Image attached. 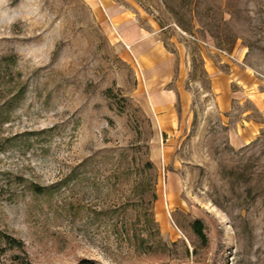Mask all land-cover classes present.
<instances>
[{
  "label": "rangeland",
  "instance_id": "obj_1",
  "mask_svg": "<svg viewBox=\"0 0 264 264\" xmlns=\"http://www.w3.org/2000/svg\"><path fill=\"white\" fill-rule=\"evenodd\" d=\"M0 13V232L23 243L0 240V264H264V114L234 96L222 113L208 74L264 84V0Z\"/></svg>",
  "mask_w": 264,
  "mask_h": 264
},
{
  "label": "crops",
  "instance_id": "obj_2",
  "mask_svg": "<svg viewBox=\"0 0 264 264\" xmlns=\"http://www.w3.org/2000/svg\"><path fill=\"white\" fill-rule=\"evenodd\" d=\"M245 52V49L241 51V58ZM213 70L215 72L208 74L212 80V92L222 113L230 111L234 96L240 101L248 99L260 113L264 114V84L259 79L237 67H230L228 72H222L214 67ZM180 96L185 95L180 92ZM260 127V124L250 119L244 121L242 128L231 138L232 145L237 148L248 145L258 134Z\"/></svg>",
  "mask_w": 264,
  "mask_h": 264
},
{
  "label": "trees",
  "instance_id": "obj_3",
  "mask_svg": "<svg viewBox=\"0 0 264 264\" xmlns=\"http://www.w3.org/2000/svg\"><path fill=\"white\" fill-rule=\"evenodd\" d=\"M199 21L200 20H198V23H200ZM220 22L222 23L223 21L220 20ZM175 24L178 28L182 29L183 31L187 30V28L185 27V24H182V22L179 21L178 19H176ZM218 28H220V25H218ZM191 228H192V231L194 232V234L200 239L201 243L203 245H205L207 242V238H206V235L204 233L205 228H204L203 222L199 219H195L191 224ZM0 240L3 241L5 244H7L8 247L11 249L23 251V243L21 241L15 240L13 238H8V236H5L1 232H0ZM16 259H18V258H16ZM20 264H31V263L29 261H21ZM76 264H94V263L90 262L88 260H80Z\"/></svg>",
  "mask_w": 264,
  "mask_h": 264
},
{
  "label": "clouds",
  "instance_id": "obj_4",
  "mask_svg": "<svg viewBox=\"0 0 264 264\" xmlns=\"http://www.w3.org/2000/svg\"><path fill=\"white\" fill-rule=\"evenodd\" d=\"M3 2H4V0H0V3H3ZM0 15H4V14L0 13ZM9 22H11V21H9Z\"/></svg>",
  "mask_w": 264,
  "mask_h": 264
}]
</instances>
